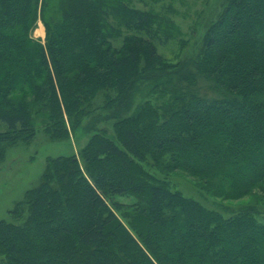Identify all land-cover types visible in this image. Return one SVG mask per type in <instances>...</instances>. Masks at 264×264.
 Segmentation results:
<instances>
[{"label": "trees", "instance_id": "trees-1", "mask_svg": "<svg viewBox=\"0 0 264 264\" xmlns=\"http://www.w3.org/2000/svg\"><path fill=\"white\" fill-rule=\"evenodd\" d=\"M39 18L45 44L31 37ZM165 22L127 0H0V160L35 137L33 115L56 138L118 120L117 140L97 133L48 159L0 222V264H264V0H228L199 59L178 65L154 41L170 38ZM137 92L162 102L135 107ZM99 95L104 114L84 125ZM146 167L257 203L224 216Z\"/></svg>", "mask_w": 264, "mask_h": 264}, {"label": "rangeland", "instance_id": "rangeland-1", "mask_svg": "<svg viewBox=\"0 0 264 264\" xmlns=\"http://www.w3.org/2000/svg\"><path fill=\"white\" fill-rule=\"evenodd\" d=\"M127 1L132 7L152 11L166 20L165 25L170 38H165L160 29H157L160 36L155 38L154 41L159 53L172 65L199 59L203 36L209 26L218 19L228 2V0ZM127 33L124 29V34ZM46 35V26L39 18L32 29L31 37L41 44H45ZM122 41L123 38L115 40L114 44L120 46ZM211 83V81L200 79L198 85L200 93L211 98L220 97L221 93H218ZM148 100L157 106L162 102L157 94L144 96L142 92H137L135 107L144 104ZM105 105V95H99L95 99L94 105H92L91 113L86 116L84 125L90 124L95 116L103 115ZM33 119L36 135L31 141H19L3 147V159L0 160V222L2 220H13L10 211L25 199L28 190L39 184L49 158L78 156L79 151L97 133L107 132L110 137L117 140L115 124L118 120L101 121L89 133L81 131L75 136L72 132H69L68 135L65 133L63 138H56L47 131L46 117L33 115ZM6 129V126L0 123V131ZM146 168L160 179L167 180L173 189H178L186 196L196 199L208 208L220 211L224 216L235 213L245 204L257 203V199L250 197L241 200H225L221 196L208 191L203 186L201 179L182 170L160 172L158 169ZM116 199L125 204L135 202L133 198L117 197ZM260 210L264 212V208ZM261 217L264 218V214ZM2 258L0 253V262Z\"/></svg>", "mask_w": 264, "mask_h": 264}, {"label": "bare ground", "instance_id": "bare-ground-1", "mask_svg": "<svg viewBox=\"0 0 264 264\" xmlns=\"http://www.w3.org/2000/svg\"><path fill=\"white\" fill-rule=\"evenodd\" d=\"M40 32H42V30H40Z\"/></svg>", "mask_w": 264, "mask_h": 264}]
</instances>
